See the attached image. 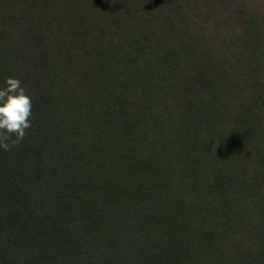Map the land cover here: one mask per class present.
Masks as SVG:
<instances>
[{
  "label": "trees",
  "instance_id": "obj_1",
  "mask_svg": "<svg viewBox=\"0 0 264 264\" xmlns=\"http://www.w3.org/2000/svg\"><path fill=\"white\" fill-rule=\"evenodd\" d=\"M10 77L0 264H264V10L0 0Z\"/></svg>",
  "mask_w": 264,
  "mask_h": 264
},
{
  "label": "clouds",
  "instance_id": "obj_2",
  "mask_svg": "<svg viewBox=\"0 0 264 264\" xmlns=\"http://www.w3.org/2000/svg\"><path fill=\"white\" fill-rule=\"evenodd\" d=\"M32 99L18 78H7L0 89V148L5 151L25 138L31 125ZM14 137V138H13Z\"/></svg>",
  "mask_w": 264,
  "mask_h": 264
},
{
  "label": "rangeland",
  "instance_id": "obj_3",
  "mask_svg": "<svg viewBox=\"0 0 264 264\" xmlns=\"http://www.w3.org/2000/svg\"><path fill=\"white\" fill-rule=\"evenodd\" d=\"M250 9L264 10V0H244Z\"/></svg>",
  "mask_w": 264,
  "mask_h": 264
}]
</instances>
